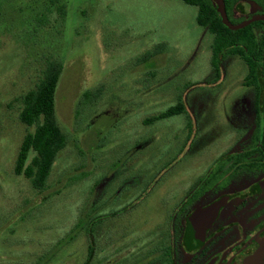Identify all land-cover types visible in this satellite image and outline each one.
<instances>
[{
	"label": "rangeland",
	"instance_id": "374dc122",
	"mask_svg": "<svg viewBox=\"0 0 264 264\" xmlns=\"http://www.w3.org/2000/svg\"><path fill=\"white\" fill-rule=\"evenodd\" d=\"M197 13L184 0H0V264H86L90 244L89 264L171 262L173 214L198 187L197 204L212 199L213 164L247 113L245 63L217 61ZM51 58L67 145L37 190L15 173L34 128L19 113Z\"/></svg>",
	"mask_w": 264,
	"mask_h": 264
},
{
	"label": "flooded vegetation",
	"instance_id": "af4514ba",
	"mask_svg": "<svg viewBox=\"0 0 264 264\" xmlns=\"http://www.w3.org/2000/svg\"><path fill=\"white\" fill-rule=\"evenodd\" d=\"M224 1L232 24L239 25L248 21L240 28H230L236 32V40L232 39L233 42L217 55L218 61L221 53V58L235 54L245 63L236 72L238 75L244 73L241 81L244 89L240 95L247 113L234 116L229 145L213 164L212 199L205 198L197 204L198 187L178 212L173 211L174 222L170 223L169 230L170 233L174 230L176 239L177 234L181 235L182 252L177 249L176 239L173 238V242L169 243L174 244V255L171 262L166 264H264V0ZM218 16L220 18L219 13ZM212 47L213 44L211 49ZM213 69L219 72L217 67L213 66ZM180 104L182 105L179 102L171 107ZM183 111L184 106L174 114ZM151 118H146L145 122L156 121H146ZM223 198L228 200L220 208L199 246L190 247L186 240L188 218L195 210ZM90 248L91 244L86 264L93 257L91 250L94 248Z\"/></svg>",
	"mask_w": 264,
	"mask_h": 264
},
{
	"label": "trees",
	"instance_id": "16d2710c",
	"mask_svg": "<svg viewBox=\"0 0 264 264\" xmlns=\"http://www.w3.org/2000/svg\"><path fill=\"white\" fill-rule=\"evenodd\" d=\"M57 1L51 0L55 4ZM184 1L198 7L196 17L198 24L215 35L212 49L217 59V55L223 51V48L233 42L232 39L236 40V32L222 22L211 0ZM62 70L61 61L51 58L36 87L21 97L22 108L19 119L27 126L34 128L24 136L16 160L15 173L23 174L30 179L37 190L45 187L58 153L67 145V136L59 123L55 102ZM180 109H183L181 104L146 121L157 120L174 114Z\"/></svg>",
	"mask_w": 264,
	"mask_h": 264
},
{
	"label": "water",
	"instance_id": "95a60500",
	"mask_svg": "<svg viewBox=\"0 0 264 264\" xmlns=\"http://www.w3.org/2000/svg\"><path fill=\"white\" fill-rule=\"evenodd\" d=\"M213 4L216 6L221 20L227 27L231 29H237V28L244 26L248 22L247 21L239 25L232 24L226 13L225 1L224 0H213ZM227 200L228 198H223L221 200L213 202L207 207L197 209L188 218V228L186 231V240L190 247L195 248L199 246V242L205 237L207 229L211 226L220 208L226 203Z\"/></svg>",
	"mask_w": 264,
	"mask_h": 264
}]
</instances>
